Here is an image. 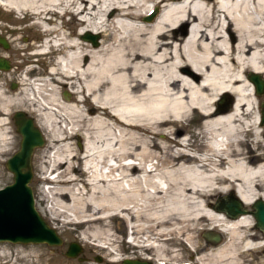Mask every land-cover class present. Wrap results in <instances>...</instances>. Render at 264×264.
Returning <instances> with one entry per match:
<instances>
[{
    "label": "bare ground",
    "instance_id": "bare-ground-1",
    "mask_svg": "<svg viewBox=\"0 0 264 264\" xmlns=\"http://www.w3.org/2000/svg\"><path fill=\"white\" fill-rule=\"evenodd\" d=\"M176 1L0 0L47 35L37 51L49 61L43 78L0 88V152L10 141L1 113L12 103L31 110L49 141L46 221L115 256L108 261L119 237L156 262L178 254L172 245L199 247L204 229L223 241L202 244L199 264L234 261L238 240L259 246L251 216L230 217L211 198L232 191L243 206L264 202V122L247 77L264 78V0ZM55 12L78 15L77 28L49 25ZM85 31L103 36L92 45ZM115 216L128 232L116 234Z\"/></svg>",
    "mask_w": 264,
    "mask_h": 264
},
{
    "label": "rangeland",
    "instance_id": "rangeland-1",
    "mask_svg": "<svg viewBox=\"0 0 264 264\" xmlns=\"http://www.w3.org/2000/svg\"><path fill=\"white\" fill-rule=\"evenodd\" d=\"M179 2H180L179 0L176 1L174 5L179 4ZM161 6H162V3H159L157 6L158 11L159 9H161ZM111 12H112V9H108L106 11V14H110ZM58 17H59L58 14L53 15L52 16L53 20L52 22H49V25L56 24L57 26H65V29L67 32L73 31L77 28V26L74 23V20L75 19L77 20L78 15H75L74 18L71 15L69 18L67 17L58 18ZM58 19H61V20L57 21ZM0 20L3 21L1 25L6 26L8 29L14 31L12 34H10V38L14 36V38L11 40L12 45L10 48V50L14 51V54H13L14 60L12 61V66H10L9 69L0 70V88L6 93H13L17 91L19 88L18 82H19L20 77L22 76L24 77L25 75L27 78L31 80L32 78H43L44 77L43 72L45 70H48V67H49L48 59L43 58L42 55H44V53L37 54L35 57L33 56L31 52L37 51L38 46H39L38 44L43 43L45 38H47V35L44 34L42 30H38L36 27H32L31 26L32 21L28 19L26 16L24 17L22 14L20 15L14 10H8L4 8L1 4H0ZM95 33L97 34V41H99L103 35L100 32H95ZM29 61H32L31 65L28 64L30 68L27 72H25V69L28 68L26 64ZM36 74H39V76H35ZM11 83H14L13 87H10ZM63 92L64 90L62 91V95H63ZM263 98H264L263 94L257 95L258 108H259V102ZM232 100H233L232 95H228V98L226 99L224 98V101H225L224 108L227 109L229 105H231ZM17 109H20V110L22 109L25 113H27V115H30L31 117H33V112L31 110H29L28 108L27 109L21 108V106L15 103H12L8 107L5 113L3 114L1 113V115H3L4 117L6 116L5 117L6 119L4 118V120L6 121L4 126H6L5 128H7L8 130L10 141H9L8 147H6L3 152H0V186L11 181L12 174L9 170L6 169L4 165V161L6 157H8L18 147L19 134L15 130V126L11 119V113ZM33 120H34V117H33ZM33 123L36 124L35 120ZM38 129L43 136L44 142L41 146L35 147L33 150V153L31 156L32 176L28 183L31 187L32 196L34 199V207L37 209V211L42 216V218L45 219L46 221L49 218L48 212L45 209V207L47 206V203L42 200L44 193L40 191H44L46 190V188L48 189V187L50 186V185L44 184L45 181L43 177L44 175H47L48 173H43L45 168H43L44 164L42 163L43 155L47 154L46 151L48 150L47 147L49 145V141L47 140L46 132L41 128H38ZM158 137L160 139L162 138L161 136H158ZM71 140L75 147H79V144L82 143V140L80 137L79 138L73 137ZM242 149L244 151L246 149L245 146H242ZM43 186H46V188H43ZM217 195L218 194L212 196L211 198L212 201L216 199ZM47 224L50 226L48 222ZM111 225L113 226V229H115L116 234L118 235L120 234L123 235L124 232H128L125 219H121L120 217L115 216L111 219ZM54 226H56V228L55 229L53 228V229L55 230V232L61 239L59 244H47L45 242H36V243H33V242L17 243L16 242V243H13V242H8V241H0V264H8L9 262L13 264H89V262L92 264H118L120 257H123V255L128 256L129 254L131 255V254L137 253L136 255L139 256V255H144V254H151L148 249L143 250L142 253L138 254L139 252L138 251L136 252L135 249H132L134 247H130L131 244L129 245V243L126 240H124V237L123 238L119 237L120 240H118L117 242L119 244V246L117 247V250L119 252V257L113 262L108 261V260L115 259L113 258L115 257L114 255L106 254L102 250L101 251L91 250V248L82 246L79 243L78 244L80 246V250L77 253V255L75 257H68L64 255V251L67 247V243L70 241V236L68 233L62 232L61 229H58L57 225H54ZM215 232L217 233V231ZM198 240H197V243H199V245H202L203 238L198 236ZM172 247L174 248L176 247L179 252L177 255H174V256L164 255V257L166 258H170L164 262L165 264H177V260H180V259L185 260L190 257L189 250H192V249L188 245L175 244V245H172ZM96 255L100 256L101 258L100 261H97V262L95 261L94 257ZM77 256L84 257V258H82L83 260H78L76 258ZM261 263L258 261V264H261Z\"/></svg>",
    "mask_w": 264,
    "mask_h": 264
},
{
    "label": "water",
    "instance_id": "water-1",
    "mask_svg": "<svg viewBox=\"0 0 264 264\" xmlns=\"http://www.w3.org/2000/svg\"><path fill=\"white\" fill-rule=\"evenodd\" d=\"M157 12L156 6L143 17L150 20ZM81 37L89 40L92 45L97 44V34L85 31ZM0 44L3 48L7 47V42L3 36H0ZM10 68V62L5 57L0 56V70ZM248 79L253 84L256 95H264V78L257 72H249ZM11 83L10 87H13ZM65 95V92H63ZM12 120L15 130L20 135L18 148L8 156L4 165L12 174L11 181L0 187V241L13 243L26 242H45L47 244H59L61 239L42 218L34 207L31 187L29 185L32 176L31 155L35 147L43 144V136L37 126L33 123L31 116L25 115L22 110L13 111ZM259 122H264V98L259 102ZM79 144V143H78ZM254 218L256 225L264 230V202L260 199L254 201ZM214 206L223 210L229 216H235L244 212V208L239 200L231 191L228 193L218 194ZM212 236L205 237L212 241L219 238L217 233L212 232ZM80 250V246L75 241H69L64 251V255L75 257ZM83 260L84 257H76ZM100 261L99 255L94 257ZM119 264H155L151 261L139 258L123 257Z\"/></svg>",
    "mask_w": 264,
    "mask_h": 264
},
{
    "label": "flooded vegetation",
    "instance_id": "flooded-vegetation-1",
    "mask_svg": "<svg viewBox=\"0 0 264 264\" xmlns=\"http://www.w3.org/2000/svg\"><path fill=\"white\" fill-rule=\"evenodd\" d=\"M2 22L3 21L0 20V36H3L5 38V41L7 42V47L6 48H3L2 45L0 44V56L5 57L6 59H8L9 62H10V64H11V66H12V61L14 60V57H13L14 51L13 50H10V48H11V45H12L11 44V40L14 38V36L12 38H10V34H12L14 31L8 29L6 26L1 25ZM12 113H11V115H12ZM11 119H12V117H11ZM12 122H13V120H12ZM19 140H20V136H19ZM254 203L255 202L253 201L252 203H250L247 206H245V205L243 206L242 205L243 208H244V212H242L240 214H237L235 216H230V217H237V216H240L241 214H247L248 213L251 216L252 221H253L252 222V225H251L252 227L251 226L249 227L250 234H252V241L256 243L257 241L260 240L259 246L244 250V249H242V247H240V243H238L239 240L238 241H235V244L237 243V246H235L236 248L234 247V249L232 248L233 249L232 254H233L234 261L232 259L231 262L225 263V264H231V263L232 264H238V263L239 264H254V263L255 264H258V261L260 263L261 262L264 263V261H263L264 260V254H263L264 253L263 252L264 251V239L263 238H261V239L257 238V236H259L260 234L261 235H264V230L261 229L259 226L256 225V220H255L254 214H253L254 211H255ZM214 204H215V200L213 201V205ZM208 231H211V232L216 233L215 231H212V230H209V229L200 230V232L198 233V236H200V237L203 238V244H206L208 246L209 245L210 246H214V245L219 244V243H221L223 241L221 239V236L219 234H218L219 235V238L216 241H212L210 239H207V237H205V232H208ZM198 245L199 244L197 243V246ZM208 246H203V245L201 246V245H199V247H196L194 250H192L190 252V254H189L190 257L189 258H187L185 260L184 259L177 260V264H193V263L194 264H199V262H198V255L200 253L205 252L206 249L208 248ZM237 248H239V249H237ZM145 255H148L149 256L150 254H145ZM145 255H139V256H137L136 254H131V255L129 254L128 256L129 257H132V258H145V259H147L149 261H152L155 264H165L163 261H161V262L160 261H157V262L156 261H153V260H151L150 257L147 258ZM260 258H262V259H260Z\"/></svg>",
    "mask_w": 264,
    "mask_h": 264
}]
</instances>
